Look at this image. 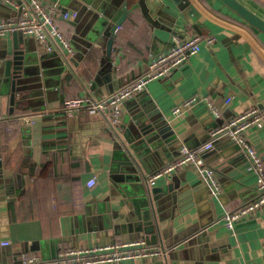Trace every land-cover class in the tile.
<instances>
[{
	"label": "crops",
	"instance_id": "1",
	"mask_svg": "<svg viewBox=\"0 0 264 264\" xmlns=\"http://www.w3.org/2000/svg\"><path fill=\"white\" fill-rule=\"evenodd\" d=\"M113 1L117 0H41L77 13L76 19L54 20L71 53L53 36L51 53L38 55V50L44 49L22 35L21 48L17 49L22 52L21 81L30 87L38 81L41 67L44 106L27 109L26 99L31 97L19 96L15 105L8 95L0 96V163L4 173L0 177V264H15L21 252L53 261L56 257L52 256L61 249L130 240L128 232L119 230L112 236L105 230L110 223L108 207L127 215V206L133 201V196H128L134 192L131 185L123 183L127 186L122 189L120 183L113 185L109 179L111 161L122 154L114 150L110 134L90 114L77 111L68 118L62 103L75 96L98 99L111 95L144 75L149 61L171 46L173 36L193 34L213 37L214 41L201 42L196 55L124 101L119 123L148 103L176 134L169 148L163 144L147 147L146 155L141 152L146 180L178 156L179 144L194 150L212 140L203 159L213 170L219 192L213 193L192 165L159 180L153 187L168 193L160 198L156 210L161 244L147 245H162L166 264H264V208L235 223L232 231L222 221L225 213L257 195L248 155L227 137L210 139L211 132L228 119L250 108L264 111V34L219 0H120L127 2L128 10L113 33L110 60H105L104 46L99 43L94 42L89 50L81 43L71 46L75 32L86 40L96 23L110 27L121 17V6ZM239 1L264 19V0ZM3 5L0 21L18 15L14 8ZM12 50V33L8 32L0 37V60ZM193 96L205 97L219 107V117L203 101L173 114L175 107ZM226 97L231 100L224 105ZM245 137L264 165V125L250 127ZM91 177L95 183L87 187ZM120 201L122 206L118 207ZM117 222L125 223L123 219ZM2 241L9 245L2 246Z\"/></svg>",
	"mask_w": 264,
	"mask_h": 264
},
{
	"label": "built area",
	"instance_id": "2",
	"mask_svg": "<svg viewBox=\"0 0 264 264\" xmlns=\"http://www.w3.org/2000/svg\"><path fill=\"white\" fill-rule=\"evenodd\" d=\"M0 3L7 4L14 8L18 15L15 18L0 21V37L5 33L21 32L22 35L31 37L39 44L44 51H52V38L58 37L64 47L71 53L68 42L59 33L55 18L64 20L74 19L77 16L75 11L60 10L55 4H45L41 0H0ZM116 27L113 33H116ZM213 37H201L197 34L185 38L173 36L171 46L166 52L153 57L141 77L131 81L117 89L109 96L98 99L86 96H75L66 98L62 103L63 114L70 118L77 111H84L90 115L103 114L111 125L120 121L121 107L124 101L143 90L151 81L163 78L169 71L184 64L190 57L200 51V44L204 42L211 44ZM66 50V51H67ZM231 98L226 97L224 105L230 102ZM198 101L205 102L208 110L219 117L220 109L207 98L190 97L183 101L181 106L173 109V114H178L181 109L192 107ZM3 116L0 115V121ZM264 125V111L250 108L222 123L212 132L210 139L227 137L240 145L249 158L248 169L256 176L257 195L251 201L243 204L232 212L225 213L222 217L223 225L228 231H232L235 223L248 219L256 210L264 208V165L255 153L253 147L245 137L246 131L252 127ZM212 140L198 149H189L181 145L178 149V156L159 170L154 171L147 178L150 186L156 185L159 180L179 169L192 165L205 178L213 193L219 192V185L214 176L213 170L205 164L203 154L211 149ZM95 177L87 180L86 186L92 187ZM2 246H8V241H2ZM165 249L161 246H149L144 239L136 240H113L104 244H93L89 246L61 249L53 261H45L33 254L21 252L15 264H122L130 261L143 259H155L165 256Z\"/></svg>",
	"mask_w": 264,
	"mask_h": 264
},
{
	"label": "water",
	"instance_id": "3",
	"mask_svg": "<svg viewBox=\"0 0 264 264\" xmlns=\"http://www.w3.org/2000/svg\"><path fill=\"white\" fill-rule=\"evenodd\" d=\"M161 1L162 0H160V2ZM219 1L244 23L264 34V19L239 0ZM113 3L115 5H120L122 11L121 17L115 23H112L110 27L104 26V22L96 23L92 29L93 34L87 37L86 40H84L85 36H83V34L75 32L76 36L72 37L70 45L81 43L89 50L94 42L99 43L101 47L104 46L102 54L105 60H110L114 44L113 32L115 28L121 24L128 10L126 1L117 0L113 1ZM0 5L3 4L0 3ZM80 36L84 39L78 38ZM21 38V32H12L14 50L8 54V57H5V55L0 60V96L4 94L8 95L9 102L11 104L15 103V105L18 103L17 98L19 96H24L26 98L31 97L26 99L28 106L25 108L33 110L44 106V97L41 91L42 71L40 67L37 75L38 81L33 82L30 87H27L28 84H24L21 81L23 78L22 52L17 50L18 47L21 48ZM39 47L41 46L39 45ZM43 51L44 50H38V55ZM62 56L64 57L65 55L62 54ZM90 118L93 121L99 122L100 126L110 134L114 150L122 154L119 159L111 161L108 167L110 181L113 185L120 183L119 186L122 189H125V186H127L123 185V183L131 185L130 188L134 189V192L130 191V194H128V196H133V201L127 206L130 209L127 215L126 213L123 215L118 209H111V207H108L110 211V223L105 227V230H108L112 236L119 234L118 231L121 230L123 233H129L130 240L144 238L147 244H161V230L159 228L160 217L156 210L160 203L159 200L163 198L164 194L167 195L168 193L165 189H159V187H153L148 184L142 172V170L145 169V156L141 157V152L145 151L146 155L147 147L150 149L159 148L160 145L162 146L163 144H167L169 148L171 142L177 138L176 134L157 109L148 103L141 104L135 114L124 117L120 123L114 126L108 122L103 114L91 115ZM105 125L107 127H105ZM180 146L181 144L178 145V147ZM1 167L2 165L0 163V177L4 175L1 171ZM135 184L136 186H133ZM110 195H112V192ZM109 197L110 196H107L105 200L109 201ZM121 206L122 202L120 201L118 207ZM118 219H123L125 221L124 225H119L117 222ZM55 257L56 255L52 256V259H55ZM41 258L44 260L43 257ZM47 259L51 258H46V260ZM139 263L166 264L165 257L161 260L143 259L139 260Z\"/></svg>",
	"mask_w": 264,
	"mask_h": 264
}]
</instances>
